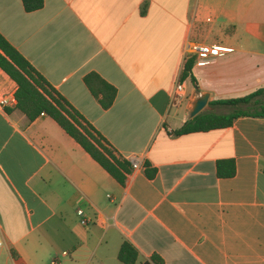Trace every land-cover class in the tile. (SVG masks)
<instances>
[{
    "label": "crops",
    "instance_id": "1",
    "mask_svg": "<svg viewBox=\"0 0 264 264\" xmlns=\"http://www.w3.org/2000/svg\"><path fill=\"white\" fill-rule=\"evenodd\" d=\"M0 34L141 166L122 186L48 115L0 106V264H123L124 240L136 264H264V117L173 135L201 95L200 112H215L209 102L264 88V0H43L30 12L0 0ZM192 42L222 53L197 59ZM89 72L115 87L108 109ZM15 90L0 69V100ZM227 158L235 175L219 178Z\"/></svg>",
    "mask_w": 264,
    "mask_h": 264
},
{
    "label": "trees",
    "instance_id": "2",
    "mask_svg": "<svg viewBox=\"0 0 264 264\" xmlns=\"http://www.w3.org/2000/svg\"><path fill=\"white\" fill-rule=\"evenodd\" d=\"M21 2L27 12L43 6V0ZM193 61L189 58L185 62L181 79L188 76ZM0 69L15 82V108L25 114L29 121L34 120L41 112L48 115L120 185L126 184L134 171L131 161L117 154L108 141L1 34ZM83 82L103 109L112 105L116 96L115 87L95 72L87 73ZM208 105H223L232 109L227 113L200 112L174 130L173 135L225 129L240 116L264 117V88L242 97L209 102ZM215 168L219 178L233 177L236 172L233 158L217 160ZM143 171L147 178L155 177L156 169L148 161L143 163ZM138 256L139 252L132 243L127 240L121 243L117 255L121 263L136 264ZM140 264H163V260L157 254H152Z\"/></svg>",
    "mask_w": 264,
    "mask_h": 264
},
{
    "label": "built area",
    "instance_id": "3",
    "mask_svg": "<svg viewBox=\"0 0 264 264\" xmlns=\"http://www.w3.org/2000/svg\"><path fill=\"white\" fill-rule=\"evenodd\" d=\"M186 51L190 54L195 55L197 59H206V58L216 57L222 53L220 46L208 45V44H202V43H194V42L189 43L187 45ZM182 94H183V85L182 83H178L175 86L174 95L178 97V96H181ZM14 100H15L14 98L4 97L0 100V106H5V105L10 104L11 102H15ZM40 115H44V113L41 112ZM130 161L134 169L141 167L136 158H133ZM77 214L80 216H83L84 211L81 209H78ZM85 222H86L85 219L81 220V223L84 224ZM51 264H57V262L53 260L51 261Z\"/></svg>",
    "mask_w": 264,
    "mask_h": 264
},
{
    "label": "water",
    "instance_id": "4",
    "mask_svg": "<svg viewBox=\"0 0 264 264\" xmlns=\"http://www.w3.org/2000/svg\"><path fill=\"white\" fill-rule=\"evenodd\" d=\"M208 94H203L194 102L192 110L190 112V117L192 118L196 114H198L204 106L207 104Z\"/></svg>",
    "mask_w": 264,
    "mask_h": 264
},
{
    "label": "rangeland",
    "instance_id": "5",
    "mask_svg": "<svg viewBox=\"0 0 264 264\" xmlns=\"http://www.w3.org/2000/svg\"><path fill=\"white\" fill-rule=\"evenodd\" d=\"M214 107H215L214 109L215 113H227L232 109L231 107L223 106V105H216Z\"/></svg>",
    "mask_w": 264,
    "mask_h": 264
}]
</instances>
